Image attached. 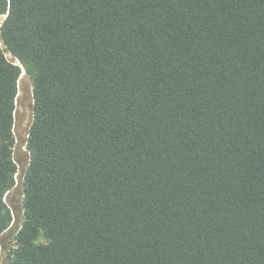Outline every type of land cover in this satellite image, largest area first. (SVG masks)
Returning <instances> with one entry per match:
<instances>
[{
  "label": "trees",
  "instance_id": "16d2710c",
  "mask_svg": "<svg viewBox=\"0 0 264 264\" xmlns=\"http://www.w3.org/2000/svg\"><path fill=\"white\" fill-rule=\"evenodd\" d=\"M0 18V238L32 87L7 264H264V0H0Z\"/></svg>",
  "mask_w": 264,
  "mask_h": 264
},
{
  "label": "rangeland",
  "instance_id": "374dc122",
  "mask_svg": "<svg viewBox=\"0 0 264 264\" xmlns=\"http://www.w3.org/2000/svg\"><path fill=\"white\" fill-rule=\"evenodd\" d=\"M2 18H0L1 24ZM8 60H12L9 54H6ZM32 87L31 80L24 73L21 74L18 83V93L16 99V108L14 114L13 134L15 138L14 159L16 161L18 172L16 176V188L6 197V203L9 205L13 222L0 238V264H7V254L15 245V235L19 229L22 220L23 195L20 189V182L25 169V141L32 118Z\"/></svg>",
  "mask_w": 264,
  "mask_h": 264
}]
</instances>
